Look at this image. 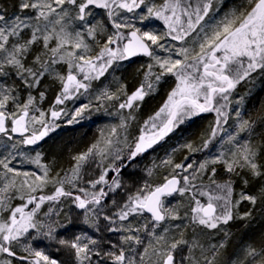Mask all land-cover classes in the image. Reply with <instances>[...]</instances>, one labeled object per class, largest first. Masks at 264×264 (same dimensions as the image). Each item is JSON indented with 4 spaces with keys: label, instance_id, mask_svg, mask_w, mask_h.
Here are the masks:
<instances>
[{
    "label": "snow or ice",
    "instance_id": "snow-or-ice-1",
    "mask_svg": "<svg viewBox=\"0 0 264 264\" xmlns=\"http://www.w3.org/2000/svg\"><path fill=\"white\" fill-rule=\"evenodd\" d=\"M144 3L145 0H18L19 11L13 17H7L0 10V77H7L14 72L28 89H32L37 87L46 75L55 72L54 65L60 63L67 65L66 76L55 73L62 88L47 113L37 107L36 97L31 92L28 93L26 100L21 101L14 87H6L0 83V133L6 135L9 141L13 140L10 133H18L21 137L11 145L13 150L20 144L35 145L50 132L55 131L59 127L56 120L62 113L68 115L65 109L57 110L56 106L64 104L66 100L78 99L77 94L80 93V89L88 91L90 87V83L85 81L99 79L115 60L127 59L142 53L151 57L160 69L158 73H153L154 65L149 64L144 81L130 95L121 86L119 91L126 96L124 102L118 105L121 110L138 107L136 102L143 101L145 95L154 91V85L166 74L173 75L177 81L165 103L154 116L144 122L138 136L129 140L128 121L135 119L132 112H129L127 117L121 116L118 126H112L107 134L102 131L100 139L85 152L73 158L76 163L69 170L70 175L65 172L61 176L60 172H57L55 176H50L49 167L40 162L39 152L31 162L41 169L42 174L21 172L15 167H10L12 160L15 159L14 151H9L0 159V168L4 170L0 172V182H3V186L0 187V212H9L6 218L0 217V253L17 257L15 247L20 244L22 237L26 234L30 235V229L39 232L41 228H46L43 235L55 239L53 233L56 228L52 224L45 225L37 221L35 217L37 210L45 201H58L61 197L72 198L77 208L85 210L86 223L91 214L93 223L90 227L99 231L97 225L103 211L101 202L108 196L109 191H115L120 187L118 175L121 167L125 166L123 163L125 149H127V160L131 161L163 140L186 120L210 112H215L217 118L215 123L209 126L206 136L201 138V143L198 146L186 143L182 147L190 153L204 151L209 149L210 145L214 147L213 142L221 131V117L225 118V121L227 118V113L222 111L226 105L220 104V100L228 101L229 95L236 86L242 81L250 80L253 73L259 71L264 74V0H247V7L226 13L215 23L210 32L201 26L203 37L198 45L199 50L193 49L190 52L188 48H179L176 55L183 59H173L171 55L161 58L156 55L152 45L163 49L164 45L159 41L167 36H171L172 40L183 41L208 16L212 0L197 6L193 12L183 7L181 0H164L159 6L148 7L147 14L141 15L139 19L141 22L153 17L162 20L168 31L159 35L148 30L142 31L126 20L119 19L120 13L117 9L132 12ZM93 8L104 10L108 21L93 23L90 19L93 16ZM182 15L188 17L186 26L181 19ZM77 21L80 23L75 24ZM108 22L115 30L110 34H108ZM121 29H130V31L126 36ZM25 30L29 35H24ZM98 35L104 36L103 43L97 39ZM87 38H91L99 48L95 54H92L93 47L88 43ZM125 40L127 42L122 46L112 47V45H120V42ZM29 57H31V66L28 65ZM78 74L81 77L79 79ZM39 95L43 100L45 94L41 92ZM95 99L111 101L119 100L120 96L102 91ZM10 103L14 105L13 109H9ZM89 107L90 104H83L76 108L67 123H79L77 117L83 118L82 113ZM30 112H36L38 115H30ZM236 116L240 117L239 111L236 112ZM37 124L39 128L33 127L31 133L25 135L29 132V125ZM252 126L251 121L241 120L237 135H229L227 138V143L233 145V148L229 149L228 153L221 151L213 159H205L195 169L191 162L173 163L172 158L169 157L163 161L171 168L163 184L155 186L154 189L145 184L137 189L136 193L129 194L127 201L118 206L116 212L104 214L103 220L108 222L107 231L127 233L120 237L121 244L127 247L120 246L116 251L102 253L97 247L101 241L81 235L75 236L70 241L60 239L58 243L73 251L75 264H102L107 260H110L111 264H185V261L187 264H200V260L195 258L196 248L201 250L203 264H217L216 245H212L207 250L212 253L209 258L204 254L203 245L195 239L190 241L183 230L179 232L178 237L168 238L170 228L163 227L162 222L181 220L184 217L177 209L165 207L161 197L173 194L184 196L193 192V189L198 187L194 181L200 173L208 171V166L211 164L213 167L210 169L212 173L209 178L210 183L215 185L214 191L220 194L211 195L201 188L198 194L208 197L207 203L204 204L196 199V193L193 192L191 201L195 206L189 205L192 213L191 224L206 229H217L220 224H227L234 218L250 217L251 211L241 215L238 212L234 213V210L244 201L253 206L258 200L264 202V185L257 195L241 191L239 198L233 200L234 181L229 179L220 184L214 177L217 173L215 165L221 164L229 174L239 176L241 172H246L253 178H264V144L240 143L237 138L239 132H250ZM97 156L100 157L101 164L109 157L111 159L98 179L88 182L92 188L108 184L106 180L108 171L116 172L117 178H113L112 184L108 185V191L100 188L89 193L84 188H77L76 182L81 179L83 164ZM184 159L187 161L188 157ZM117 161L121 163L117 164ZM189 169H193L191 175H184L183 173L188 172ZM49 183L53 185V194L39 197L33 195L43 191ZM243 183L247 186L249 180L244 179ZM65 185L70 187L66 189ZM71 189H77L84 193V196H74ZM12 190H15L13 195H7ZM15 193L19 194L21 200L27 195V203L12 208L10 201L16 198ZM115 203L113 201V204ZM28 204H34V207L25 212L24 209ZM51 211L50 208L45 216ZM145 212L151 214L150 219L146 218L145 223L139 228L134 227L129 218L143 215ZM187 215L188 213H185V217ZM117 221L129 223L127 226L121 223L119 227H113L112 225L117 224ZM59 226L65 227L63 224ZM158 227L162 229L159 234L156 232ZM175 227L180 229V225ZM141 230L146 231L151 238L146 245L139 235ZM220 247L223 245L221 244ZM112 248L117 249V245L113 244ZM185 249L187 256L184 255ZM21 250L27 255H20L18 259L27 261L28 264H62L50 258L43 250L33 248L30 243L23 244ZM93 256L98 258L95 262ZM246 256L252 257L251 264H264V246H261L259 251L256 248L248 249ZM0 264H12V261L3 260Z\"/></svg>",
    "mask_w": 264,
    "mask_h": 264
},
{
    "label": "rangeland",
    "instance_id": "rangeland-1",
    "mask_svg": "<svg viewBox=\"0 0 264 264\" xmlns=\"http://www.w3.org/2000/svg\"><path fill=\"white\" fill-rule=\"evenodd\" d=\"M17 2L18 0H0V10H2V14H5L9 18L13 17L19 11ZM205 2H207V0H181L182 6L187 8L189 12H193L197 6H200ZM162 3H164V0H145L143 5H141L139 8H135L132 12L117 9V11L120 13L119 19L126 20V22L133 24L136 28H140L142 31H152L157 35L165 33L168 31V28L162 20H158L153 17L149 20L141 22L139 19L141 15L147 14L148 7L153 5L159 6ZM242 7H247V0H212V7L209 10L208 16H206L204 20L201 21V24L197 25L196 29L191 31L183 41L172 40L171 36H167L159 41V43L164 45L163 49L157 47L156 45H152V48L154 49L156 55L160 56L161 58H167L169 55H171L173 59H183V57L176 55V52L179 48H188L190 52L193 49L195 51L199 50L198 45L203 37V32L200 31L201 26H203L206 31L210 32L215 23L221 20L226 13L241 9ZM92 12L93 16L90 19L93 23L96 21H108L104 10L93 8ZM168 14L170 15L171 13ZM192 18L194 20L195 16L193 15ZM181 19L186 26L188 17L182 15ZM79 23L80 22L78 21L75 22V24ZM177 27L179 28V26ZM112 31L115 30L111 28V24L108 22V34H110ZM121 31H123L127 36V33L130 31V29H121ZM24 35H29L27 30H25ZM173 35H175V33H173ZM97 39L100 40L101 43L104 42V36L98 35ZM87 40L88 43L93 47L92 54L98 52L99 48L95 45L91 38H87ZM124 42L125 41L120 42V45H112V47L115 48L117 46H122ZM149 64L154 65L152 69L153 73H158L160 71L159 67L154 64V61L149 56L137 57L134 59L127 58L123 60H115L111 67H109L104 75L99 79H94L90 82L85 81V83H90L88 91L80 89V93L77 94L79 96L78 99L66 100L64 104L56 106L57 110L65 109L68 112V115H63L62 113L61 117L56 120V124H58L59 127L56 128L55 131L50 132L48 136L35 145L20 144L15 150H13L11 145L17 140L21 139L20 135L18 133H10L13 137V140L9 141L6 135L0 133V159L6 156L9 151H14L15 159L12 160L10 167H15L21 172L28 171L42 174L41 169H39L36 164L31 162L35 158L36 153L39 152L41 154L40 162L41 164L49 167L50 176H55L57 172H60L61 176H63L65 172H68L70 175L71 173L69 170L73 168L76 163L73 158L85 152L93 143L100 139L102 131L107 134L112 126H118L120 124L121 116L127 117L128 113L132 112L135 119L128 121L129 140H131L134 136H138L140 134V128L144 126V122L148 121L149 117L155 115V113L165 103L168 94L172 91L177 83L173 75L166 74L161 81L154 85V91H151L145 95L143 101L136 102V104L139 105L138 107L134 106L133 109H119V103L124 102L126 99V96L121 94L119 89H121V86H123L124 91L130 95L133 91L140 87L141 83L145 79V73L148 71ZM28 65L31 66V57L28 59ZM53 68L55 69V72L51 75H46L41 79L40 84L32 89H28L14 72L7 77H0V83L6 87H14L16 89V94L19 96L21 101L26 100L28 93L31 92V94L36 97L37 107L47 113L54 104L56 96L60 94L62 88L61 83L56 78L55 73L65 76L67 75L66 64L60 63L54 65ZM129 72L132 74L129 75ZM79 78L81 77L78 74V79ZM150 79H154V77H150ZM49 83H53V90H55L54 98L52 101H50V103L46 102L47 92L44 89V86L48 85ZM263 86L264 74H261L259 71H257L252 74V78L250 80L242 81L236 86V88L229 95L228 101L220 100V104L226 105L222 111L227 113V118L225 121V118L221 117V131L216 137V140L213 142L214 147L210 145L209 149L194 153H190L186 148L182 147V145L186 143H192L197 146L201 143V138L206 136L209 126L214 124L217 118V114L215 112H210L204 114L203 117L205 121L203 127L200 128L197 134H193L191 137L192 134L189 136V134L186 135V133L183 132V128L188 126L194 120V118L186 120L183 124L179 125L167 135L166 142L162 145V148L160 147L147 153L145 157L139 155L134 158L124 171L119 172L118 180L120 187L116 188L115 191H109L108 196L105 197L101 202L103 211L100 214V221L97 225L99 231H97L96 228L90 227V224L93 223L91 214L89 221L87 223L85 222V210L77 208L72 202V198L61 197L58 201H45L37 210L35 219L45 225L52 224L56 228V231L53 233L55 239H50L43 235V233L47 230L46 228H41L39 232H37L36 229H30V235L26 234L25 237L21 238L20 244L16 245L15 251L17 254L27 255V253H24L21 248L23 244L30 243L33 248L43 250L44 253L50 258L56 259L57 261L62 262V264H75L73 251L60 245L58 241L60 239L70 241L73 240L77 235L91 236L101 241L97 247L102 251V253L110 250L116 251L120 246L127 247V245H122L120 240V237L122 235H126L127 233L107 231L106 225L108 222L103 220V215L116 212L118 210V206L123 205L127 201L129 194L136 193L137 189L142 188L145 184H148L153 189L155 186L163 184L165 176H168L171 171V168L163 163V161L169 157L172 158L173 163L191 162L193 163V169H195L198 167L199 163L203 162L205 159H213L217 157L221 151L228 153V150L233 148V145L227 143V138L229 135H237L238 125L241 120H249L252 122L253 126L250 132H239L237 138L240 143L251 142L252 144L256 145L262 144V136L264 135V115L256 116V113L258 114L259 108L264 104V90H262ZM260 90H262V94L259 99L260 102L255 108V111L252 112V110L248 109V103ZM102 91H107L109 94L119 95L120 99H114L111 101H97L95 97ZM41 92L45 94L43 100L40 99L39 94ZM155 97H157L156 100L159 97V104L157 103L155 106H153V108L147 109L145 106L148 104V101L154 99ZM83 104H90V107L82 113L83 118L77 117L79 123H67V121L74 114L75 109ZM13 108L14 105L10 103L9 109ZM237 111L240 112V117L236 116ZM30 115H38V113L30 112ZM8 126H11L10 120L8 121ZM33 127L39 128V125H29V132L25 135H29ZM76 128H79L85 132L89 131V137H92L91 142H89L88 146L84 147L82 150H76L77 152L73 151L70 156V161H68L65 166H61L60 168H56V170H54L52 164H50L51 162L46 160V150L44 149L45 140L48 137L53 136L59 130L65 131L67 129ZM120 146L123 147V145ZM126 152L127 149H125V158L123 161L124 164L129 162L126 157ZM185 157H188L187 161H185ZM110 159L111 157L104 160V162L101 164L100 157L97 156L94 159H90L89 161L85 162L81 168V179L76 182L77 188H84L89 193L98 191L100 188H104L105 191H108V185L112 184L113 178H117V173L114 171H108L106 176L108 184L97 185V187L94 189L88 182L90 180L98 179L101 171L103 168L107 167ZM116 163L120 164L121 162L117 161ZM211 167H213V165L210 164L208 166L209 170L205 171L204 173H200L198 178L194 181V183L198 185L196 189H193V192L196 193V199L200 200L201 203L204 204L207 203L208 197L200 196L198 194L201 188L209 192L211 195L220 194L214 191L215 185H211L210 183L209 178L212 176L210 171ZM215 167L217 169V173L214 178L216 179L217 183L223 184L229 179L234 181L233 200L239 198V193L241 191L246 192L248 189L252 191L251 193L253 195H257L261 186L263 185L262 181H258L259 178H253L246 172H241V174L237 176L235 174L227 173L221 164H216ZM193 169H189L188 172L183 174L191 175ZM149 170H151V175H149ZM3 171L4 170L0 168V172ZM19 179L20 178H18V180ZM244 179L249 180V184L247 186H245L243 183ZM2 186L3 182H0V187ZM69 187V185H65L66 189ZM71 190L73 193H78L81 197L84 196V193L79 192L77 189ZM14 191L15 190L10 191L7 195H13ZM53 192V185L49 183L43 189V191H38L33 193V195L38 197L39 195H51ZM193 192L186 193L184 196L173 194L172 196L163 198L165 207L177 209L179 214L184 217L181 220H166L165 222H162L163 227L170 228L168 238L171 239L172 236L178 237L179 232L183 230L185 236L190 241L195 239L199 244L203 245L205 249L204 254L208 255L209 258H211L212 253L207 250L212 245H216L217 264H241V262H243V264H251L252 257L246 256L248 249L256 248L259 251L260 247L264 245V239L251 242L253 241L251 239L252 235L250 236L247 232L249 225L260 219L254 217L253 215L257 204L253 206L249 202L244 201L237 209L234 210V213L238 212L241 215H243V213L246 211H251V216L246 219L234 218L227 224H220L217 229H206L202 228L201 226H193L191 224L192 213L190 211L189 205L191 204V206H195L194 202L191 201ZM15 196L16 198L10 201V206L12 208L27 203V195H25L24 200L19 199L18 193H15ZM113 201L116 203L113 204ZM30 206L31 204H28L24 211L28 212L27 210L30 208ZM50 208L52 211L49 213V215L45 216V213H48ZM185 213H188L186 217ZM8 215L9 212L7 211L0 212V217L6 218ZM146 218L150 219V217L144 213L143 215H136L134 218L130 217L129 219L131 220L134 227L139 228L143 223H145ZM69 221H71V223H69ZM121 223L127 226L129 222L117 221V224L112 226L119 227ZM61 224L65 225V227H60L59 225ZM176 225H180V229H177L175 227ZM186 225L187 227H185ZM161 230L162 229L158 227L156 229L157 234H159ZM139 235L141 236V239L144 241L145 245L151 239L144 230H141ZM32 237H36V239H32ZM113 244L117 245V249L112 248ZM221 244L223 247H220ZM184 255H188L186 249ZM195 258L200 260V264H203V257L201 256V250L199 248L195 249ZM97 259V257L93 256V262H95ZM3 260H11L12 264H28L27 261H20L13 257H9L6 253H0V261ZM102 264H111V261L107 260L106 262H102ZM185 264H187V261H185Z\"/></svg>",
    "mask_w": 264,
    "mask_h": 264
},
{
    "label": "trees",
    "instance_id": "trees-1",
    "mask_svg": "<svg viewBox=\"0 0 264 264\" xmlns=\"http://www.w3.org/2000/svg\"><path fill=\"white\" fill-rule=\"evenodd\" d=\"M132 74L129 72V75ZM129 79V77H128ZM53 83H49L48 85L44 86V89L47 92V100L46 102L50 103V101L54 98L55 90H53ZM262 90H264V86L262 87ZM262 90H260L248 103V109L255 111V108L257 107L258 103L260 102V96L262 94ZM157 97L154 99H151L148 101V104L145 106L147 109L153 108L157 103L159 104V97L156 100ZM204 114H201L194 118V120L186 127L183 128V132L193 136V134H197V132L200 130V128L203 127L204 124ZM264 115V104L261 105L259 108L258 114L256 113V116ZM195 136V135H194ZM167 138V137H166ZM92 137H89V131L85 132L80 130L79 128L76 129H67L65 131H59L54 136H50L45 140L44 143V149L46 150V160L51 162L52 167L54 170L56 168H60L61 166H65V164L70 161V156L73 151H79L82 150L84 147H87L89 142H91ZM166 142V139L163 140L159 145H157V148H162V145ZM262 144H264V135L262 136ZM76 151V152H77ZM146 155H144L145 157ZM70 163V162H69ZM125 165V164H124ZM128 165H126V168ZM126 168H124L122 171H124ZM259 182L262 181L264 185V178H259ZM246 192L251 193L252 191L248 189ZM252 194V193H251ZM256 209L253 213L254 217L260 218L259 220H256L255 222L251 223L248 228V233L251 237V239L254 242L256 240L264 239V202H261L258 200ZM255 239V240H254ZM264 243V242H263ZM264 246V245H262Z\"/></svg>",
    "mask_w": 264,
    "mask_h": 264
},
{
    "label": "water",
    "instance_id": "water-1",
    "mask_svg": "<svg viewBox=\"0 0 264 264\" xmlns=\"http://www.w3.org/2000/svg\"><path fill=\"white\" fill-rule=\"evenodd\" d=\"M126 42H127V41H126ZM126 42H125V43H126ZM139 55H143V54H142V53H141V54H137V55L132 56V57H129V58H134V57L139 56ZM143 56H146V55H143ZM164 138H165V137H164ZM161 141H162V140H161ZM161 141H159L158 143H160ZM158 143H157V144H158ZM157 144H155V145H157ZM155 145H154V146H155ZM154 146H153V147H154ZM153 147H152V148H153ZM150 149H151V148H150ZM150 149H148L147 151H149ZM147 151H146V152H147ZM146 152H145V153H146ZM164 197H167V196H164ZM161 199H163V197H161ZM32 208H33V207H32ZM32 208H31V209H32ZM31 209H30V210H31ZM145 214H147L148 216L151 215L150 213H147V212H145ZM18 218H19V217H18Z\"/></svg>",
    "mask_w": 264,
    "mask_h": 264
},
{
    "label": "flooded vegetation",
    "instance_id": "flooded-vegetation-1",
    "mask_svg": "<svg viewBox=\"0 0 264 264\" xmlns=\"http://www.w3.org/2000/svg\"><path fill=\"white\" fill-rule=\"evenodd\" d=\"M125 42H126V40H125ZM125 42H124V43H125ZM218 55H219V54H218ZM137 57H142V56H136L135 58H137ZM133 59H134V58H133ZM156 147H157V146L153 147V149H152V150H150L149 152H151V151L155 150V149H156ZM149 152H147V153H149ZM147 153H146V154H147ZM146 154H143L142 156H144V155H146ZM124 168H126V166H124V167H121V169H120V172H121V171H122ZM73 194H74V196H75V195H79L78 193H73ZM17 259H18V258H17Z\"/></svg>",
    "mask_w": 264,
    "mask_h": 264
},
{
    "label": "bare ground",
    "instance_id": "bare-ground-1",
    "mask_svg": "<svg viewBox=\"0 0 264 264\" xmlns=\"http://www.w3.org/2000/svg\"><path fill=\"white\" fill-rule=\"evenodd\" d=\"M59 131H60V130H59ZM59 131H57L55 134H57ZM55 134H54V135H55ZM54 135H53V136H54Z\"/></svg>",
    "mask_w": 264,
    "mask_h": 264
}]
</instances>
